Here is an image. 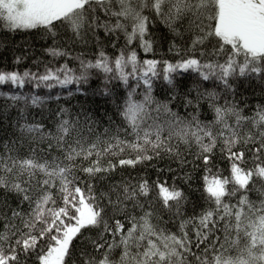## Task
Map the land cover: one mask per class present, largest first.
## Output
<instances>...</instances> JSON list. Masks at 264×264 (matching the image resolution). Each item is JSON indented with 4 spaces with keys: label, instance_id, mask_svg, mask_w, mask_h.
Wrapping results in <instances>:
<instances>
[{
    "label": "snow or ice",
    "instance_id": "snow-or-ice-1",
    "mask_svg": "<svg viewBox=\"0 0 264 264\" xmlns=\"http://www.w3.org/2000/svg\"><path fill=\"white\" fill-rule=\"evenodd\" d=\"M0 25L52 58L0 69V264H264V0H0Z\"/></svg>",
    "mask_w": 264,
    "mask_h": 264
},
{
    "label": "trees",
    "instance_id": "trees-1",
    "mask_svg": "<svg viewBox=\"0 0 264 264\" xmlns=\"http://www.w3.org/2000/svg\"><path fill=\"white\" fill-rule=\"evenodd\" d=\"M154 32L157 35H162V34L167 32V29L165 28V26L162 23H158L154 28ZM25 40H27L29 43L34 44V47H30L28 49L29 59L22 62V64L19 66L20 71H23L24 68H31L32 71H36L37 70V64L33 63V61L37 57H39L40 60L45 61V62L52 60L51 57H48L47 54L43 53L41 50V44L44 43L43 41L36 40L33 37L27 36V34H21L18 32H15V33L11 32V31L5 29L3 27V25H0V69H3L5 66L15 67L12 64L11 51L13 49H15L17 52H19L20 49H22L24 47ZM176 42L178 44H183V40H181L180 38H177ZM120 43L121 44L124 43L123 33H121V35H120ZM119 46L120 45H117V48ZM132 47L136 48V50L138 52V56L140 57V59L152 58V53H147V54L144 53L143 50L138 48L137 44H133ZM77 51H81V49H79V48L75 49L73 54L75 55V53ZM106 51H108L109 54H111L114 51L111 44L106 45ZM85 54H86V56L91 58V54H92L91 47L86 51ZM161 56L163 58H167V59H174L175 58V52H169L168 51V42L167 41H165L163 43L162 47L157 48V57H161ZM65 61H67V63L69 64V67H73L76 70H79V62L76 60H73L71 57L64 58V59L56 58V60L53 61V63H64ZM40 70L41 71L43 70L42 64L40 65ZM91 83H92L93 87L97 86V81H95V79H93V81ZM5 90H6V87H5ZM18 91H21L23 93H28V92L34 91V92H36V94H44V93L48 92L49 90L44 89V88L33 89L31 86V83H26L25 87L23 89H18ZM56 91H59V89L57 88L55 91H52L53 96L56 95ZM155 95L157 97H161V93L159 91H156ZM137 98H139V97H137ZM81 102L85 103L86 107H88L89 111L94 113L96 118H100L102 120V123L99 127V131H101V132L103 131L104 126L108 124V119H107L108 116H112L113 119H116V120L119 119L117 116L114 115V113H115L114 104L111 103L110 101L108 103H105L99 97L88 96L87 98H85L83 96H80L79 94H74V96L72 98H69V97L64 96L62 94L61 98L59 100L60 104L66 106V107H74L76 111L80 110L79 104ZM244 102H245L246 108L249 109V112L247 114H251V110H254L257 104H264V93H261L259 88H256L255 90L249 89L245 93ZM221 103H223V100H221ZM4 104H5L4 99L0 98V108H2ZM45 104L47 106L55 107V102H53V101H46ZM171 107L173 108V110H176L175 104L171 105ZM179 111L181 112V114L187 115V113L185 112V110L182 106L179 108ZM155 115H156V113H153V116H155ZM210 115H211V113L202 114L201 118L202 119L209 118ZM159 119L164 120V119H166V117L163 113H160ZM2 134L3 133L0 132V135H2ZM153 163L155 164L157 162L153 161ZM159 163L166 165L167 161L165 160V161H162ZM218 166L223 167V162L222 161L218 162ZM173 167H175V165H173ZM139 170L145 171L149 175H151L153 178H155V172H154L153 168H151V167L145 168L143 165H141V166H139ZM197 171H199V170H197ZM117 175H119V172L117 173ZM161 178L164 179L165 177H161ZM168 183H172L171 179H168ZM183 186L185 187L186 191H191L193 199L198 198L199 193L195 191L196 182L193 183L191 189H189L187 185H183ZM252 195H253V198H255L256 193H252ZM188 211H189V213H191V205H189ZM165 219H168V217L166 216Z\"/></svg>",
    "mask_w": 264,
    "mask_h": 264
}]
</instances>
